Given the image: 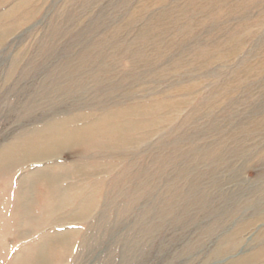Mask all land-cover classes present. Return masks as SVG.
<instances>
[{"label": "rangeland", "instance_id": "obj_1", "mask_svg": "<svg viewBox=\"0 0 264 264\" xmlns=\"http://www.w3.org/2000/svg\"><path fill=\"white\" fill-rule=\"evenodd\" d=\"M0 264H264V0H0Z\"/></svg>", "mask_w": 264, "mask_h": 264}, {"label": "bare ground", "instance_id": "obj_2", "mask_svg": "<svg viewBox=\"0 0 264 264\" xmlns=\"http://www.w3.org/2000/svg\"><path fill=\"white\" fill-rule=\"evenodd\" d=\"M115 122H116V121H115ZM53 125H54V124H53ZM4 158H5V156H4ZM4 158H3V159H4Z\"/></svg>", "mask_w": 264, "mask_h": 264}]
</instances>
